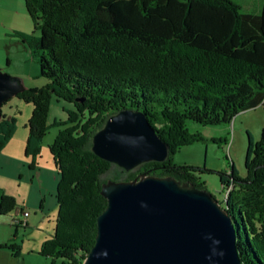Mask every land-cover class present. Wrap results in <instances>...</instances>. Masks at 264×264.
Listing matches in <instances>:
<instances>
[{"label": "trees", "instance_id": "1", "mask_svg": "<svg viewBox=\"0 0 264 264\" xmlns=\"http://www.w3.org/2000/svg\"><path fill=\"white\" fill-rule=\"evenodd\" d=\"M39 36L16 33L28 44L47 85L16 96L34 109L25 155L33 168L50 126L52 95L73 104L65 128L49 152L60 176L55 233L41 249L62 264H83L107 207L102 185L133 181L140 174L171 177L206 190L205 167L177 166L173 154L204 141L188 121L229 125L264 105V4L259 14L234 0H23ZM143 112L169 147L167 159L122 171L92 151V139L121 110ZM12 116L0 118V155L16 133ZM244 175L215 172L223 201L239 229L243 264H264V126L261 139L248 133ZM114 174L107 177L112 168ZM121 173V174H120ZM16 207L3 195L0 214Z\"/></svg>", "mask_w": 264, "mask_h": 264}, {"label": "water", "instance_id": "2", "mask_svg": "<svg viewBox=\"0 0 264 264\" xmlns=\"http://www.w3.org/2000/svg\"><path fill=\"white\" fill-rule=\"evenodd\" d=\"M22 92L0 73L1 107ZM92 152L122 171L164 162L169 147L141 111L121 110L92 139ZM107 207L83 264H243L239 229L206 190L171 177L140 174L102 185Z\"/></svg>", "mask_w": 264, "mask_h": 264}, {"label": "rangeland", "instance_id": "3", "mask_svg": "<svg viewBox=\"0 0 264 264\" xmlns=\"http://www.w3.org/2000/svg\"><path fill=\"white\" fill-rule=\"evenodd\" d=\"M242 5V11L259 10L263 0H234ZM28 9L23 0H0V73L10 77L13 88L30 92L43 89L48 80L40 76V67L32 59L28 44L23 42L16 33L29 36H39L35 30ZM33 103H27L17 96L11 97L2 105L1 113L12 116L16 120L17 130L13 140L18 141L20 134H29L28 121L32 117ZM47 125L50 126L42 143L36 169L24 171L21 179H16L17 199L9 194L3 195L13 198L16 205L21 206L22 214L17 210L2 216L0 221V264H62L61 259L43 256L42 245L55 233L58 215L56 199L59 177L55 171L54 163L49 152V147L54 142L56 135L64 126H53V122L67 120V111L73 109V104L52 95L48 100ZM264 126V105L238 114L229 125L202 126L188 121L187 128L190 132L200 133L205 140L192 143L181 148L172 156V161L177 166L192 165L205 167L212 173L201 175L206 182L207 191L212 194L221 207L225 194L217 171L229 172L232 164L240 175H244L245 156L247 154L248 133L255 142L261 139ZM26 143L21 142V154L24 156ZM115 167L107 176L119 174ZM121 174V173H120ZM17 206L15 207V209ZM24 213H28L25 216ZM10 214V215H9ZM30 215V217H29Z\"/></svg>", "mask_w": 264, "mask_h": 264}, {"label": "crops", "instance_id": "4", "mask_svg": "<svg viewBox=\"0 0 264 264\" xmlns=\"http://www.w3.org/2000/svg\"><path fill=\"white\" fill-rule=\"evenodd\" d=\"M264 4V0L262 1V5ZM260 5L259 10L256 11H248L247 13H254V14H259L261 12V7ZM2 110V107H1ZM13 138V137H12ZM21 142L26 143V135L25 134H20V137L18 141L16 138L10 139L9 143L6 145V147L2 150V153L0 155V192H3V194H9L10 196L14 197L17 199L18 192L16 190V179H21V177L24 175V171L28 170L33 172L37 164L33 167L30 168V160L26 157L25 153L24 156L21 154ZM56 171V170H55ZM57 172V171H56ZM57 175L60 180V176L57 172ZM1 194V193H0ZM17 202V200H16ZM17 208L13 209L17 210L18 214H22V209L21 206L16 205ZM10 214H12V212ZM9 214V215H10ZM2 216H7V214H0V221L2 219ZM30 217V215H29Z\"/></svg>", "mask_w": 264, "mask_h": 264}, {"label": "built area", "instance_id": "5", "mask_svg": "<svg viewBox=\"0 0 264 264\" xmlns=\"http://www.w3.org/2000/svg\"><path fill=\"white\" fill-rule=\"evenodd\" d=\"M25 216H28V213H24Z\"/></svg>", "mask_w": 264, "mask_h": 264}]
</instances>
